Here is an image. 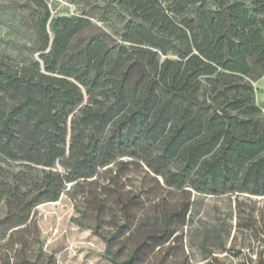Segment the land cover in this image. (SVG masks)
I'll use <instances>...</instances> for the list:
<instances>
[{"label": "trees", "instance_id": "trees-1", "mask_svg": "<svg viewBox=\"0 0 264 264\" xmlns=\"http://www.w3.org/2000/svg\"><path fill=\"white\" fill-rule=\"evenodd\" d=\"M162 1L105 0L71 16L47 0L0 4V21L30 41L0 37V160L18 165L0 167V241L121 157L176 190L264 196L250 83L264 75V0Z\"/></svg>", "mask_w": 264, "mask_h": 264}, {"label": "rangeland", "instance_id": "rangeland-1", "mask_svg": "<svg viewBox=\"0 0 264 264\" xmlns=\"http://www.w3.org/2000/svg\"><path fill=\"white\" fill-rule=\"evenodd\" d=\"M104 1L47 3L52 14L71 16ZM218 1L194 0V5L203 2L213 9ZM121 27L107 29L117 35ZM0 37L30 42L4 21ZM250 83L264 113V75ZM0 167L18 165L0 160ZM186 201L190 207L184 216L180 208ZM175 212L172 222L163 220ZM0 264H264V196L176 190L140 163L121 157L90 178L67 183L57 201L36 206L27 224L0 241Z\"/></svg>", "mask_w": 264, "mask_h": 264}]
</instances>
